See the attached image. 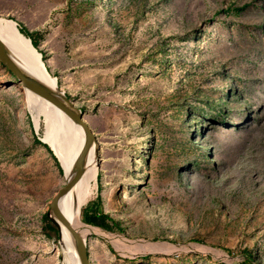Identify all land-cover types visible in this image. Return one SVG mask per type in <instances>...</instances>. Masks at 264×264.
Segmentation results:
<instances>
[{
  "label": "rangeland",
  "instance_id": "rangeland-1",
  "mask_svg": "<svg viewBox=\"0 0 264 264\" xmlns=\"http://www.w3.org/2000/svg\"><path fill=\"white\" fill-rule=\"evenodd\" d=\"M0 18L96 137L80 219L110 238L88 233L91 264H264V0H0ZM30 108L0 65V264H63L43 217L67 179Z\"/></svg>",
  "mask_w": 264,
  "mask_h": 264
},
{
  "label": "bare ground",
  "instance_id": "bare-ground-1",
  "mask_svg": "<svg viewBox=\"0 0 264 264\" xmlns=\"http://www.w3.org/2000/svg\"><path fill=\"white\" fill-rule=\"evenodd\" d=\"M16 29L18 27L13 20L0 18V39L4 42L16 65L49 88L61 90L65 94L58 86L57 79L52 77L47 71L44 66L45 64L40 60V55L33 49L31 41L29 42L28 38L23 34L20 35V32L18 31V33ZM26 92L35 127L38 131L42 122L47 123V138L44 140V143H47L52 149L51 151H53L54 156L59 161L65 177L68 180L73 174L76 159L85 145L83 130L50 102L28 90ZM55 128L59 130L57 134L54 133ZM98 169L97 146L94 144L88 150L85 171L81 179L59 202V209L62 215L70 221L72 226L84 238H86L88 233H97L104 238H110L104 230H95L91 226L84 225L80 219L82 207L86 205L93 195V185L97 181ZM60 234L58 240L60 246L63 248V264H79L70 234L62 226ZM117 239L123 244H128L124 239V241L119 238ZM134 247H141V245L135 243Z\"/></svg>",
  "mask_w": 264,
  "mask_h": 264
},
{
  "label": "water",
  "instance_id": "water-1",
  "mask_svg": "<svg viewBox=\"0 0 264 264\" xmlns=\"http://www.w3.org/2000/svg\"><path fill=\"white\" fill-rule=\"evenodd\" d=\"M16 25L18 26L17 23ZM16 31L18 32L19 29H16ZM19 34L22 35L21 33ZM28 40L30 42V39ZM33 49L37 51L34 47ZM37 53L40 55V60L42 61V63H44L42 60V54L38 51ZM0 63V65H2L11 75L14 76V78L22 85L24 89L53 104L57 109L68 116L74 124L80 126L83 130L85 145L82 149V152L76 159L73 167V174L66 181L65 185L60 188L52 198L49 205V211L46 214V219H48L49 222L56 228L58 237H60L61 235V226L68 231L72 239L79 264H91L86 244V238H84L83 235L72 226L69 220L65 219L59 209V202L61 198L65 196L73 188V186H75V184L81 179L82 175L84 174L88 150L91 149L94 144L97 145L96 137L93 134L92 129L90 128L88 123L85 121L83 113L76 106V104L71 99H69L61 90H54L49 88L39 80H36L34 77L30 76L19 66H17L16 62L10 56L8 49L1 39Z\"/></svg>",
  "mask_w": 264,
  "mask_h": 264
},
{
  "label": "trees",
  "instance_id": "trees-1",
  "mask_svg": "<svg viewBox=\"0 0 264 264\" xmlns=\"http://www.w3.org/2000/svg\"><path fill=\"white\" fill-rule=\"evenodd\" d=\"M17 27H18L19 32H20L21 34H23L26 38L30 39L31 44L33 45V47H34L38 52H40V53L42 54V58L44 59V54H43L41 51H39L37 41H36L35 38L32 36V34L29 33V32H28L24 27H22V25H20V24H18ZM39 144H40L41 146H43L44 148H46L50 153H52V152L50 151V148L47 147V145H45V144H43V143H40V142H39ZM53 158H54V160H56L54 156H53ZM56 163L58 164L57 161H56ZM58 166H59V165H58ZM43 219H44L45 223L48 225V227H49L52 231L57 232L56 228H55V227H54V226L48 221V219H46V216H44ZM247 263H248V264L250 263V260H249L248 257H247V259H246V264H247Z\"/></svg>",
  "mask_w": 264,
  "mask_h": 264
}]
</instances>
